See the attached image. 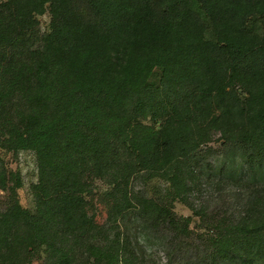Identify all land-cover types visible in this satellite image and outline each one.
Returning a JSON list of instances; mask_svg holds the SVG:
<instances>
[{
	"label": "trees",
	"instance_id": "1",
	"mask_svg": "<svg viewBox=\"0 0 264 264\" xmlns=\"http://www.w3.org/2000/svg\"><path fill=\"white\" fill-rule=\"evenodd\" d=\"M7 68L0 107L16 112L13 141L36 151L40 179L94 172L108 183L115 231L95 261L134 264L151 234L181 232L172 201L202 188L196 157L217 135L222 170L241 173V201L229 223L214 224L204 264H264V0H5L0 73ZM154 178L159 194L133 190L134 179ZM50 227L10 203L0 264H28L56 234Z\"/></svg>",
	"mask_w": 264,
	"mask_h": 264
},
{
	"label": "rangeland",
	"instance_id": "2",
	"mask_svg": "<svg viewBox=\"0 0 264 264\" xmlns=\"http://www.w3.org/2000/svg\"><path fill=\"white\" fill-rule=\"evenodd\" d=\"M50 16L48 5L42 14L36 15L41 34L49 31ZM13 75L14 70L7 68L0 78L10 81ZM139 121L155 129L160 125L159 119L150 117H140ZM16 127L20 131L16 112L9 105L1 106L0 213L17 201L28 213L46 217L50 228L56 231L48 244L35 248L28 264H103L95 261L94 249L102 250L115 231L110 224L112 200L107 196L108 183L94 172L60 182L41 180L36 151L21 148L13 141ZM222 143L216 135L207 146H201L203 152L196 157L197 161L203 157L205 162L203 166L196 161L201 165L202 188L186 202L172 201L171 209L186 219L185 227L179 234L165 228L151 234L146 247L134 250V264H204L203 244L216 234L214 224L224 227L229 223L241 201V191L236 194L235 190L241 173L238 169L231 174L222 170ZM246 183H240L241 188ZM145 184L134 179L131 185L134 191L142 189L153 195L163 187L159 178ZM11 260L17 264V259Z\"/></svg>",
	"mask_w": 264,
	"mask_h": 264
}]
</instances>
